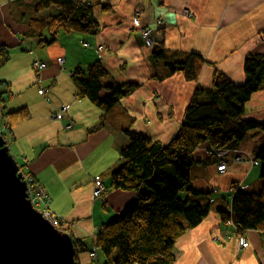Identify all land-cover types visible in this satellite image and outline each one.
<instances>
[{"label":"crops","instance_id":"crops-1","mask_svg":"<svg viewBox=\"0 0 264 264\" xmlns=\"http://www.w3.org/2000/svg\"><path fill=\"white\" fill-rule=\"evenodd\" d=\"M82 1L94 6L99 32L89 36L59 31L53 43L38 46L35 38L29 43L22 36L31 33L32 21L53 16L57 9L32 15L37 0H0V46L11 49L8 62L0 68V123L4 113L27 109V119L8 132L13 157L44 190L49 210L62 219L61 228L84 244L86 252L76 256V263L104 264L106 259L98 251L96 260L90 258L93 237L135 197L131 192L110 191V174L122 165L120 152L128 145L125 132L165 145L179 131L196 88L210 89L216 72L241 84L245 57L264 56V0ZM104 6L110 10L104 11ZM137 11L142 27L161 36L153 48L144 47L133 25ZM42 36L49 41L48 31ZM154 53H161L165 63L158 62ZM188 54L204 60L195 82L180 72L169 74L166 66L184 62ZM36 60L47 67L37 71L32 67ZM94 62L107 71L103 87L137 85L104 116L81 94L73 78L76 69L86 71ZM42 88L47 90L45 96ZM106 95L105 90L99 94L100 98ZM63 108L65 112H60ZM245 109L247 119L264 122V86ZM56 112L59 119L50 118ZM263 146L264 134L255 130L221 149L229 151L224 173L217 172L219 150L208 145L196 149L190 184L205 193L210 209L196 227L175 239L173 264H264V226L240 235L248 243L242 248L236 229L227 228L219 214L230 208L232 185L251 193L260 191L263 182L255 167ZM234 150L245 160L234 162ZM95 177H101L107 187L99 198L92 193ZM222 232L228 238L215 241L213 237Z\"/></svg>","mask_w":264,"mask_h":264},{"label":"trees","instance_id":"trees-1","mask_svg":"<svg viewBox=\"0 0 264 264\" xmlns=\"http://www.w3.org/2000/svg\"><path fill=\"white\" fill-rule=\"evenodd\" d=\"M50 7L56 8L58 13L34 20L30 25L28 36L35 38L38 46L53 43L59 31L94 36L100 30L94 18V6L90 3L82 0H37L34 11L40 13ZM102 9L109 11L110 7ZM45 30L49 32V41L43 39ZM10 50L0 46V68L8 62ZM153 57L165 63L161 53H154ZM203 64L200 56L188 54L184 62L166 66L169 74L180 72L187 81L195 82ZM243 71L245 77L241 84H235L216 72L210 89L196 88L184 121L169 143L163 145L138 133L125 132L128 145L120 152L122 165L110 174V191L131 192L135 197L93 237L90 253L95 249L96 253L100 251L106 259L104 264L174 263L175 239L185 230L196 227L210 209L209 204H194L189 198L182 200L178 196L190 182V157L203 145L217 151L242 140L252 131L260 130L264 134V122L245 117L246 104L264 86V56L247 55ZM106 76L107 71L99 62H94L86 71L76 69L73 72L81 94L100 109L103 116L118 104L119 98L128 96L137 88L135 84L103 87L101 80ZM2 84L0 82V87ZM102 90L108 92L104 98L99 96ZM1 96L0 92V101ZM28 116L25 107L2 115L0 132L7 144L8 132ZM256 160L261 163L260 178L264 179V146ZM18 165L26 174L24 164ZM170 165L175 170L166 174ZM173 178L181 184H176ZM33 183H37L34 178ZM232 188L230 208L219 210L221 222L231 220L238 235L250 230L261 231L264 226V182L257 193L246 192L235 185ZM186 190L191 195H205L191 187ZM72 241L76 263V256L86 252V249L81 241Z\"/></svg>","mask_w":264,"mask_h":264},{"label":"water","instance_id":"water-1","mask_svg":"<svg viewBox=\"0 0 264 264\" xmlns=\"http://www.w3.org/2000/svg\"><path fill=\"white\" fill-rule=\"evenodd\" d=\"M0 264H76L72 238L32 207L20 167L2 134Z\"/></svg>","mask_w":264,"mask_h":264},{"label":"built area","instance_id":"built-area-1","mask_svg":"<svg viewBox=\"0 0 264 264\" xmlns=\"http://www.w3.org/2000/svg\"><path fill=\"white\" fill-rule=\"evenodd\" d=\"M184 14L187 16H190L189 11H184ZM139 16H140V12H135L134 16H133V25L134 27L139 29V34H140V39L144 45L145 48H153L154 46H156L157 44H159L161 42V36L160 34H158L155 30L148 28V27H142L140 21H139ZM160 23V22H158ZM99 50H102V47H99ZM58 62L60 64L63 63L62 59H59ZM32 67L34 69H36L37 71L43 70L47 67V65L45 63H42L40 61H34L32 64ZM41 93L43 94V96H45L47 94V90L46 89H41ZM60 112H65V109H61ZM52 119H59V113H53L51 114ZM71 125H68L67 128H71ZM1 134V132H0ZM228 150H219L217 156L219 158V165L217 166V172L219 173H224L227 169V163L228 160L226 159V155L228 154ZM245 160V157L240 154L237 150H234V156H233V161L234 162H241ZM253 165H256L257 162L256 161H252ZM21 171V170H20ZM22 173V177H23V181L26 184V192L28 195V199L31 202L32 207L38 211L39 213H41V215L49 222V224L51 226H53L54 228L58 229V227L60 226L62 219L59 218L58 216H56L54 213H52L48 206H49V198L46 195V193L44 192V190L41 188V186L37 183H33V178L31 175L29 174H25L21 171ZM107 188L105 187L104 181L101 177H95L94 179V185H93V196L95 198H99L101 197L105 192H106ZM233 190V188H232ZM227 228L230 226H233V223L231 220H226L223 223ZM235 228V227H234ZM237 234V233H236ZM264 236V234H263ZM221 237L227 239L228 235L227 232H222L220 235H215L213 238L215 241H221ZM237 238L240 241V245L242 248H246L248 246V243L246 241H244L243 238L240 237V235L237 234ZM95 249V247H94ZM96 250V249H95ZM95 250L90 253V258L92 260H96V252Z\"/></svg>","mask_w":264,"mask_h":264},{"label":"rangeland","instance_id":"rangeland-1","mask_svg":"<svg viewBox=\"0 0 264 264\" xmlns=\"http://www.w3.org/2000/svg\"><path fill=\"white\" fill-rule=\"evenodd\" d=\"M32 15H35V12H34V10H32ZM186 17H189V16H187L186 15ZM162 25V24H161ZM160 26V25H159ZM154 30V29H153ZM22 39H24L26 42H32V41H34V38L32 37V36H22ZM162 41V40H161ZM7 96V95H6ZM8 139V148L10 147V139L9 138H7ZM229 145V144H228ZM227 145V146H228ZM9 150H10V153L13 155V152H12V150L9 148ZM15 160L16 161H18L17 159H16V157H15ZM189 162L191 163V171L193 170V168H194V166H195V160H194V157L193 156H191L190 157V159H189ZM18 163L20 164V162L18 161ZM258 166H256L255 167V169H257L258 171H259V177H260V175H261V163H260V161L258 162ZM24 170V169H23ZM174 170H175V168H174V166L173 165H170L168 168H167V170H166V172H168V173H166V174H170L169 172L170 171H173L174 172ZM191 178H193V175L191 176ZM260 180L262 181V182H264V179L263 178H260ZM173 181L176 183V184H178V185H180L181 183H180V181L179 180H177L176 178H173ZM190 181H191V179H190ZM188 187H191V184H190V182H189V184L187 185V186H184L183 187V189H182V191L179 193V198L180 199H182V200H186L187 198H189L194 204H199V205H202V204H205L206 203V201H205V195H203V194H198V195H191L186 189L188 188ZM244 191H246V192H251V191H247V190H244ZM209 196H212V194H210ZM206 205V204H205ZM61 226H62V222H61V224H60V226L58 227V230H60L59 228H61ZM63 232H65V231H63ZM69 235V234H68ZM70 236V235H69ZM71 237V236H70ZM99 253H101L100 251H98Z\"/></svg>","mask_w":264,"mask_h":264},{"label":"bare ground","instance_id":"bare-ground-1","mask_svg":"<svg viewBox=\"0 0 264 264\" xmlns=\"http://www.w3.org/2000/svg\"><path fill=\"white\" fill-rule=\"evenodd\" d=\"M231 191L233 192L232 187H231Z\"/></svg>","mask_w":264,"mask_h":264}]
</instances>
